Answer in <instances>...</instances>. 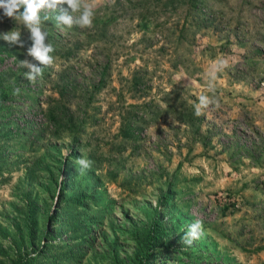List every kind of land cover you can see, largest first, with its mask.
<instances>
[{
  "label": "rangeland",
  "instance_id": "obj_1",
  "mask_svg": "<svg viewBox=\"0 0 264 264\" xmlns=\"http://www.w3.org/2000/svg\"><path fill=\"white\" fill-rule=\"evenodd\" d=\"M87 2L91 27L40 13L35 83L0 9L25 44L0 38V264H140L156 210L174 251L150 264H264V0Z\"/></svg>",
  "mask_w": 264,
  "mask_h": 264
},
{
  "label": "clouds",
  "instance_id": "obj_2",
  "mask_svg": "<svg viewBox=\"0 0 264 264\" xmlns=\"http://www.w3.org/2000/svg\"><path fill=\"white\" fill-rule=\"evenodd\" d=\"M67 5V8L62 7ZM23 7V11L20 9ZM0 9H3V15L7 18L18 20L23 23L24 27L30 33L32 41L31 46L27 48V55L31 56L38 64H34L29 60H22L18 67L27 68L24 73L25 78L32 83H35L38 78L42 77L45 67L53 64L54 52L51 44L46 43L48 33L43 29V21L50 19L48 15L43 18L40 13L44 10H49L54 13V19L58 26L72 27L74 24L80 27H91L94 18V8L87 0H0ZM79 13V15H75ZM0 38L9 44L24 47V41L21 39V32L9 31L0 34ZM214 80L215 77L213 76ZM209 90L214 89V84L210 81L208 84ZM19 89H15V93H19ZM198 103L194 105L195 115L200 116L202 110L213 103L207 95H200ZM77 163L81 166V170L90 167V161L79 159ZM202 235V225L199 221L189 227L188 232L182 237V241L191 245L194 240L199 239Z\"/></svg>",
  "mask_w": 264,
  "mask_h": 264
},
{
  "label": "trees",
  "instance_id": "obj_3",
  "mask_svg": "<svg viewBox=\"0 0 264 264\" xmlns=\"http://www.w3.org/2000/svg\"><path fill=\"white\" fill-rule=\"evenodd\" d=\"M3 79L4 78H0V85L2 84ZM5 99V97L0 98V107H2L3 104L8 101ZM5 162H7V158L4 155L2 148H0V166L5 164ZM165 198L166 197H162L161 200ZM159 215L160 213H158L156 210L155 219L151 222L148 230L140 237V241L137 244V251L139 252V256L142 258V262L140 264H150V261L154 260L155 257L158 256V252L160 250L174 251V249L172 250L171 247L169 248L167 246H160L168 238V232L164 226L162 218L160 217L161 215ZM28 261V258H19L17 261H13L12 264H31Z\"/></svg>",
  "mask_w": 264,
  "mask_h": 264
}]
</instances>
